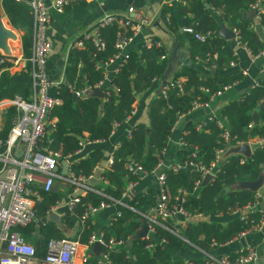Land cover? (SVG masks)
<instances>
[{
  "label": "trees",
  "instance_id": "obj_1",
  "mask_svg": "<svg viewBox=\"0 0 264 264\" xmlns=\"http://www.w3.org/2000/svg\"><path fill=\"white\" fill-rule=\"evenodd\" d=\"M253 2L254 0H181V4L178 5V14L185 27L191 28L195 33L205 35V33L217 29L218 25L212 17V13H217L220 22L237 32L239 44L247 48L252 55H256L263 51L264 45L248 29L251 21L241 16ZM0 10L13 29L23 32L20 38L21 52L22 57L28 59L31 49L32 26L30 9L26 5L15 3L12 0H0ZM159 17L163 23L167 22L164 24H166L167 31L173 35L174 42L179 44L185 42L187 45L186 54L190 63H194V58L201 52L209 53L211 56L212 53L220 50L223 44V40L217 37L206 38L203 43H199L190 35L177 34L176 25L168 6L161 8ZM260 25L264 33V16H261ZM98 34L104 49L102 52L95 53L94 58L89 56L93 52L89 42L84 41L85 48L83 49L68 51L64 69L66 85L63 84L58 89L57 96L60 99V104L50 110V116L55 118L53 130L50 133L52 140L50 148L58 151L63 157L78 148L82 134H86L90 141L106 140L112 124L123 123L135 96L148 89L155 80L161 79L166 67V57L160 59L165 55L162 47L151 45L145 48L141 43L134 51L127 53V60L110 78L111 84L117 89L116 94L109 92L106 100L93 96L73 99L71 91L79 90L83 85L93 87L100 81V71L94 70V64L109 58L114 53L115 38L120 34L128 35V32L111 25L100 28ZM150 40L156 42L153 38ZM231 61H233L231 54L215 59L210 57L206 60L205 67L214 72L206 80H201L198 72L192 67L182 66L175 70L169 80L172 82V87L166 90L165 97L160 95L159 90L148 102V126L135 125L130 130V137L120 140L119 147L112 154L111 167L101 174L102 179L107 181L108 185L97 190L110 199L119 200L125 184L124 164L128 159H133L145 172H150L162 159L166 138L176 121V114H185L191 108L192 103H205L210 93L230 86L233 82L241 79V75L237 73L222 79L218 77L219 70L228 67ZM8 66L5 63L3 68ZM211 66H214V69H211ZM25 67V71L18 75H9L6 71L0 73V99L11 98L15 95L26 98L30 89L29 62H26ZM179 79H182L180 91L173 86L174 82ZM68 86L71 88L69 89ZM163 86L165 85H162L160 89ZM200 87L207 89L208 93H202L199 90ZM263 101L264 79L257 81L256 86H251L238 99L228 102L220 109L219 115L227 123L230 145L237 142L245 143L253 137L264 138V108L258 109ZM252 113H256V123H253L251 119ZM248 124H252L250 129H247ZM6 130L7 123L0 131L1 139L4 138ZM183 131L185 133L181 135V140L196 150L192 162L206 167L213 159L214 150L223 146L220 131L214 126V120L209 121L206 117L204 126L200 129H196L194 124H188ZM188 154L187 149L179 148L176 158L179 161L186 160ZM101 157V152L98 149H93L85 158L72 163L70 171L76 177H86ZM239 159L238 155L227 157L218 167L214 176L196 189H194V183L202 180L199 172L186 168H181L176 172L163 169L161 172L164 175L163 190L167 208L179 204L183 211L191 216L190 219L194 218L193 215H200L204 220L193 223L186 222V227L177 235L172 233L171 227L167 223L166 228L154 225V240H163L164 247L154 244L150 250H146L144 246L150 242L149 239L135 240L128 246V240L140 228V214H146L155 203L153 189L133 194L130 200L124 204L134 211L118 206V216L110 221L107 228L102 229L105 241L110 233L114 240H121L124 243L116 251H108L104 246L100 247V250L106 253L109 264H181V261L172 260L170 254L185 248L187 243L205 250L211 241L221 244L239 232L250 229L252 224L249 223V220H252L253 223L256 222L259 218L257 212L248 213L247 221L240 220L239 215H234L224 227L209 221L218 215L226 216L254 201L255 192L236 188L237 183L252 182L262 175L264 188V146L254 148L243 163H239ZM127 179L132 180L133 177H127ZM69 192L70 189L67 188L64 194ZM179 192L184 193L181 197L182 202L177 199L180 196ZM104 196L91 192L83 193L79 203L70 213L63 209L62 224L66 227L73 226L77 222V217L88 205L94 206L101 201L108 203L109 200ZM61 197L62 194L53 189L48 193L40 192L41 199L33 207L36 220L44 218L47 210ZM91 231L92 227L89 221H85L79 231L78 242L85 245ZM15 232L24 241L29 240L37 257L44 255L47 240L63 238L61 231L50 222H45L40 226L31 224L24 228H16ZM129 254L133 258L132 261L128 259ZM94 262L89 259L85 264H94Z\"/></svg>",
  "mask_w": 264,
  "mask_h": 264
},
{
  "label": "built area",
  "instance_id": "obj_2",
  "mask_svg": "<svg viewBox=\"0 0 264 264\" xmlns=\"http://www.w3.org/2000/svg\"><path fill=\"white\" fill-rule=\"evenodd\" d=\"M12 1L26 5L30 9L32 16L31 54L28 59H24V64L21 65L18 70L19 72L25 71V63L29 62L30 70L28 75L30 79V89L26 98L15 95L11 98L0 99V131L3 130L7 123L6 134L3 139L0 138V264H72L79 249L77 242L63 238L49 239L45 244L44 255L42 257H37L33 246L24 241L23 238L15 232V229L24 228L28 225L37 223L33 207L41 199L40 192H50L55 182L70 189L69 197L62 206V208L68 212H71L74 206L79 203L80 197L85 192L104 196L86 183L87 180H90L91 175L76 177L70 171V165L75 163L72 161V157L80 155L86 146L95 141L88 140L86 135L82 134L78 142V148L64 157L61 156L58 151H54L50 148L52 142L50 133L55 123V118L50 116V110L60 104V99L57 97V90L61 85H66V82L63 77H60L57 81H51L48 78L44 66L46 59L51 53V46L44 37V31L51 22V13H62L65 10L78 6L83 0ZM178 1L179 0H169V2ZM249 9L254 12L255 21L260 23L261 16H264V0H254ZM150 24V19L143 16H136L134 10L128 8L125 16L104 15L77 40L71 42L68 45V51L71 49H83L85 48L84 43L89 42L90 46L93 48V52H91L89 56L90 58H94L95 53L102 52L104 49L103 42L98 34L100 28L114 25L117 29L128 32V35L120 34L115 38L113 42L114 53L109 58L94 64V70H99L102 73L101 80L93 87L84 86L79 90L71 91L73 99L85 98L91 95L92 90H99L104 100L109 96V92L116 94L117 89L112 84L109 89L103 90L100 88L101 82H107L109 80L106 69L112 67L110 74H115L118 71V67L127 60V54L123 52L125 46L144 27ZM6 29L11 31L8 27H6ZM231 32L234 35L235 44L242 48L250 60L259 55H252L247 48L240 45L237 41V32L235 30H231ZM180 33L192 36L193 39L199 43H203L206 38L212 37L210 32L205 33V35H200L193 32L191 28L185 26L181 27ZM142 45L145 48L151 45L160 46L158 42L151 41L149 38L144 39ZM160 59H164V55L161 56ZM5 63L9 66L3 68ZM17 63L18 59L16 57L11 59L10 54L6 56L0 52V73L9 70L10 67H15ZM234 64V61H231L228 66L233 67ZM65 66L66 62L63 65L64 69ZM239 74L241 76H246L245 71ZM180 84V81H175L173 86L180 91ZM164 85L165 86L160 89V95L163 97L166 95V90L172 87V82L168 80ZM256 85L257 81H254L251 86ZM228 87L229 86L222 87L220 90L210 93L208 95V100L218 96ZM68 88L70 89L71 87L68 86ZM51 90H54V93H51ZM199 90L202 93H208V90L203 87H200ZM205 105L206 102H194L189 110ZM134 112L135 108L131 106L123 123L129 121L131 116L134 115ZM181 115L183 114H176V118H180ZM207 119H209V121L214 120L215 127L220 131V139L223 144L221 148L214 150L213 159L208 165L205 167L201 164L193 163L192 159L195 158L196 154L195 148L189 147L182 140H179L178 148L187 149L189 151L187 156L188 159L174 163L165 169L176 172L181 168H186L199 172L201 178L205 175H209L212 178L217 172L218 167L229 157L225 156V149L227 147L247 145L251 152L256 147L264 146V138L258 137L250 138L245 143L237 142L234 145H230L224 118L215 119L212 116H208ZM118 125L120 124H112L110 134ZM251 126L252 124H248L247 129H250ZM125 137L128 139L130 137V132H128ZM119 145L120 143L118 142L114 147V151L117 150ZM244 159L245 158L240 155L239 163H243ZM107 164L110 168L112 156L108 159ZM161 165L159 161L150 172L160 169L162 167ZM124 170L126 172L124 178L125 186L122 189L119 200H113L104 196L109 200L108 203L101 201L94 206L88 205L77 217V222L79 224H83L90 216L101 210L108 209L109 207L117 208V210L113 212V217L110 221L118 216V206L134 211L124 204L125 202H123V199L127 197L128 194H131V191L141 176L149 172H145L133 159L127 160L124 164ZM127 177H133V179L128 180ZM102 182L106 183L105 180H102ZM163 185L164 175L162 172H158L155 176L153 187L155 191V203L149 208L146 214H140V218L144 220L147 225V232L144 239H149L150 241L144 246L146 250H150L154 244L161 245L165 243L161 239L154 240V225L166 228L165 225L169 224L168 222L175 217H182L184 219L191 217L183 211L179 204L167 208ZM199 185L200 182H195L194 189L198 188ZM179 195L177 199L179 202H182L181 197L184 193L179 192ZM259 197L258 192H255L254 201L251 204H247L241 209L232 212L234 215H239L240 220L245 221L248 220V213L257 211L259 214V218L256 222L253 223L252 220H249V223L252 224L250 229L243 230L233 237L235 241H240L248 233L257 231L264 223V214L259 211V208H256ZM58 209L59 207H57V203H55L47 210L46 216L57 213ZM62 215H64L63 212L59 213V217H62ZM193 217L199 218L200 215H193ZM170 227L172 233L177 235L179 232L178 229L173 225ZM94 245L99 246V248L104 246L108 251H116L121 248L124 243L121 240L116 241L112 237H108L107 241H105L102 233H91L88 237L87 244L82 249V263L88 260L90 251ZM215 245L216 244L211 241L210 246ZM204 255V259L200 262L185 260L182 261L181 264H253L257 259L256 252L249 246L239 247L230 254L219 256ZM132 259L133 258L130 257V260ZM95 264H109L106 253L101 251L95 258Z\"/></svg>",
  "mask_w": 264,
  "mask_h": 264
},
{
  "label": "crops",
  "instance_id": "obj_3",
  "mask_svg": "<svg viewBox=\"0 0 264 264\" xmlns=\"http://www.w3.org/2000/svg\"><path fill=\"white\" fill-rule=\"evenodd\" d=\"M179 4H181V0H179L178 2H169V0H83L78 6L65 10L62 13L59 14L54 12L51 13V22L44 31V37L50 43L51 46V53L49 57L46 59L44 66L48 78L51 81H57L60 77H63V79L65 80L63 65L67 60L68 45L71 42L77 40L84 32H86L89 28H91L104 15L111 14L116 16H125L127 14L128 8H132L136 16H143L147 19H150L151 24L144 27L137 35H135L132 38V40L125 46L123 50L124 53L127 54L128 52L134 51L137 48V46L142 43L144 39L153 38L156 40V42L159 43L160 47L164 49L165 51L164 57H166V62L175 44L178 45L179 51L183 53L186 59L188 60L186 54L187 45L185 44V42H182L181 44L174 42L173 35H171L169 31H167L166 24H164L167 22L163 23L162 19H160L159 17L160 10L163 6L170 7V15L176 25V32L177 34H182L180 33V29L181 27H184V23L178 14ZM249 11L251 10L248 9L246 12H243L241 16L251 21L248 26V29L252 33H254L258 41L264 45V33L261 28V25L259 22L255 21L254 15L252 17L248 16ZM212 17L218 26L215 31L210 33L212 34V37H217L222 39L223 44L221 45L220 50H217L216 53H212L211 56H209V53H205V52L199 53L194 58V63L189 62L190 67H192L194 70L198 72L199 78L201 80H206L208 77L212 76L214 72L213 70L210 69L208 70L205 67L204 65L205 61L208 60L210 57L215 59L216 57L218 58L225 56L227 54H231V56L233 57V61L235 63L234 66L233 67L228 66L226 68L220 69L218 72V77L222 79L234 73L239 74L242 71L246 72V76H241V79L233 82L225 91L221 92L218 96H215L207 100L205 106L195 107L194 109L188 110L185 114L181 115L180 118H176V121L171 127L170 132L166 138V146L162 153V159L160 161L162 167L160 169H157L156 171L149 172L148 174L141 176V178L137 181L135 187L131 191V194H128L127 197L123 199V202L125 203H127L130 200L131 195L136 193H144L147 190L153 189L156 174L158 172H161L166 167L179 162V160L176 158V153L177 150L179 149L178 142L179 140H181V135L185 133L183 130L186 125L194 124L196 125V129H200L201 127L204 126V120L208 116H212L215 119H222V117L219 115V112L224 105H226L230 101L238 99L245 91H247L251 87L254 81H259L264 79V49L263 51L258 53L259 55L256 58L250 60L248 56L245 54V52L242 50V48L238 47L235 44L234 38L226 40L221 36H219L218 28L220 26L224 27L225 29H228L229 31H231V29H229L222 22H220L217 13L215 12L212 13ZM22 34H23L22 31L15 29L13 33L15 39L8 40V42H13V41L15 42L11 43L12 45L7 43L8 53L10 54V58L13 59L16 57L18 59V63L16 64V66L10 67L9 70L6 71L9 75H18L20 73L18 70L20 69L21 65L24 64V58L22 57L21 43H20V38ZM30 54H31V49H30ZM180 67L182 66L181 65L178 66L175 70H178ZM111 68L112 67L106 69L109 80L114 75V74H110ZM211 69H214V66H211ZM100 74L102 78L101 71ZM171 75L172 74L168 76L166 81L171 79ZM109 80L107 82H101L100 88L103 90L109 89L111 86V82H109ZM177 81H180L181 83L182 79H179ZM84 86L86 85H83L82 87ZM161 86H162V77L161 79L152 82L151 86L148 89L135 96L134 102L131 105L132 107L135 108V112L134 115L131 116L129 121L120 124L115 129H113L111 134L108 136L106 140L95 141L94 143L86 146L80 155L72 157V161L76 162L80 159L85 158L87 154L93 149H98L101 152L102 157L99 160V162L94 166L95 168H93L91 173L89 174L91 175L90 180H87L86 182L96 191L108 185L107 181L106 183L102 182V180L104 179H102L101 174L102 172H106L109 170L107 163H108V159L112 156L114 152L115 145H117L118 142L120 143L121 139L126 138L125 137L126 134L130 132V130L135 125L141 124L144 125L145 127L148 126L147 105L149 100L152 99L159 92ZM50 92L54 93V90H51ZM100 94L101 93L99 91V95ZM57 95H58V90H57ZM92 96L96 97L95 95H93V93H91V95H88L87 97H92ZM97 98L102 99V97H97ZM263 102L260 104L258 109L264 108ZM226 127H227V123H226ZM233 148L235 147H227L225 149V156L237 155L234 153H230V150ZM52 189L54 191L61 193L62 197L56 202L57 207H59L58 212L55 214H49L47 216L45 214L44 217L45 222H50L57 229H59L63 235V239L75 241L78 243L79 249L77 251V255L74 257L72 261V264H85L82 263L81 261V255L83 252L82 249L87 244V242L85 245H82L78 242L79 231L84 223L79 224L78 222H76L71 227H66L62 224L64 215H62V217H59V213L63 211L62 206L68 199L69 193L64 194L67 187H64L58 182L54 183ZM255 192H258L260 196L256 208H259V211H261L264 214L263 185ZM115 210H117V208L109 207L108 209L101 210L98 213L90 216L87 221H89L92 227L91 233H95V234L102 233V229L107 228L109 226L110 219L113 217V212ZM233 216L234 214H232L231 212L226 216L224 215L215 216L211 218L209 221L215 222L216 224H219L221 227H224L226 223L230 219H232ZM202 220H204L203 217H199V218L194 217L192 219L175 217L174 219H171V221H169L168 223L170 226L173 225L176 229H178V231H181L186 227V222L193 223L194 221H202ZM140 221H144V220L140 218ZM109 235H110L109 237H111L110 233ZM27 242L29 243V240H27ZM161 246L164 247L165 244H161ZM243 246H249L253 248L254 251L256 252L257 259L253 264H264V223L260 226V228L257 231L248 233L240 241H235L233 238H231L230 240L221 244H216L215 246L208 245V248L205 250L197 248L193 244L187 243V246L185 248L171 252L170 257L174 261L182 262L185 260H191L195 262H200L204 259L205 257L204 254L210 256L230 254L233 253L235 250H237L239 247H243ZM100 253L101 250L99 246L98 248H96L94 245L92 247V250L90 251V256L88 260L92 259L95 261V258ZM130 257L132 256L129 254L128 255L129 260Z\"/></svg>",
  "mask_w": 264,
  "mask_h": 264
},
{
  "label": "water",
  "instance_id": "obj_4",
  "mask_svg": "<svg viewBox=\"0 0 264 264\" xmlns=\"http://www.w3.org/2000/svg\"><path fill=\"white\" fill-rule=\"evenodd\" d=\"M253 15L254 12L252 10L248 12L249 17H252ZM2 17H3L2 12L0 10V52L1 54L8 56L9 53H8L7 42L8 40H14L15 37L11 33V31L6 29L5 26L3 25ZM218 34L219 36H221L226 40L234 38V35L231 33V31L225 29L222 26L218 28ZM180 65L190 67L189 61L186 59L185 55L179 51L178 45L175 44L166 62V67L162 75V85L166 83V79L168 78V76L172 74V72ZM92 93L96 97H101V94L99 95L98 90H92ZM263 106H264V102H263ZM251 119L253 123H256V113H252ZM230 153L241 155L245 159L251 155L249 147L247 145L235 147L230 150ZM210 178L211 176L205 175L201 181L200 186H203L207 181L210 180ZM262 183H263V177L262 175H260L255 181L240 182L236 184V187L239 189L248 190L250 192H255L262 186ZM43 223H45V218H41L39 221H37L36 225L40 226ZM146 232H147L146 223L144 221H140V228L133 234L131 239L128 240L127 245L129 246L135 240L144 239ZM95 247L98 248L97 245H95Z\"/></svg>",
  "mask_w": 264,
  "mask_h": 264
},
{
  "label": "rangeland",
  "instance_id": "obj_5",
  "mask_svg": "<svg viewBox=\"0 0 264 264\" xmlns=\"http://www.w3.org/2000/svg\"><path fill=\"white\" fill-rule=\"evenodd\" d=\"M2 16H3V15H2ZM2 21H3V23L6 25V27H8V28L11 29V32H12V34H13L15 29H13V28L7 23V21H6V19H5L4 17H2Z\"/></svg>",
  "mask_w": 264,
  "mask_h": 264
},
{
  "label": "bare ground",
  "instance_id": "obj_6",
  "mask_svg": "<svg viewBox=\"0 0 264 264\" xmlns=\"http://www.w3.org/2000/svg\"><path fill=\"white\" fill-rule=\"evenodd\" d=\"M3 22V21H2ZM3 25L5 26V24L3 23ZM5 28H6V26H5ZM13 42H15V41H13ZM13 42H7V43H9V44H11V43H13ZM12 45V44H11Z\"/></svg>",
  "mask_w": 264,
  "mask_h": 264
}]
</instances>
